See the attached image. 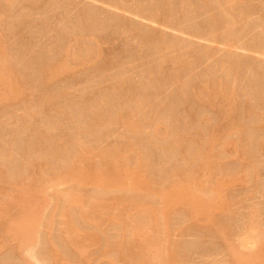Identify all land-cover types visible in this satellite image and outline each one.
Returning a JSON list of instances; mask_svg holds the SVG:
<instances>
[{"label": "rangeland", "instance_id": "374dc122", "mask_svg": "<svg viewBox=\"0 0 264 264\" xmlns=\"http://www.w3.org/2000/svg\"><path fill=\"white\" fill-rule=\"evenodd\" d=\"M0 178V264H264V0H0Z\"/></svg>", "mask_w": 264, "mask_h": 264}, {"label": "bare ground", "instance_id": "6f19581e", "mask_svg": "<svg viewBox=\"0 0 264 264\" xmlns=\"http://www.w3.org/2000/svg\"><path fill=\"white\" fill-rule=\"evenodd\" d=\"M225 4H226V3H225ZM44 99H45V98H44ZM46 103H47V102H46ZM92 111H93V110H92ZM78 112H79V111H78ZM80 117H81V116H80ZM97 119H98V118H97ZM98 120H99V119H98ZM98 120H97V121H98ZM93 121H94V120H93ZM120 121H121V120H120ZM96 123H97V122H96ZM103 124H105V123H103ZM100 125H101V124H100ZM135 126L137 127L138 125H135ZM140 126H141V125H140ZM138 127H139V126H138ZM132 128H133V127H132ZM152 129H153V127H152ZM152 129H151V130H152ZM156 129H157V128H156ZM165 129H166V128H165ZM134 131H135V129H134ZM143 132H144V131H143ZM150 132H151V131H150ZM154 133H155V131H154ZM156 133H158V132H156ZM167 133H168V132H167ZM167 133H165V134H167ZM166 136H167V135H166ZM168 136H169V135H168ZM173 136H174V135H173ZM167 138H168V137H167ZM176 138H177V137H176ZM176 140H177V139H176ZM171 141H175V140L173 139V140H171ZM207 142L209 143L210 141L207 140ZM174 144H175V143H174ZM165 146H166V145H165ZM178 146H179V144H178ZM171 147H173V145H172ZM174 147H176V146L174 145ZM179 147H180V146H179ZM160 148H161V147H160ZM167 148H168V146H167ZM167 148H166V149H167ZM177 148H178V147H177ZM118 149H119V148H118ZM178 149H179V148H178ZM172 151H174V150H172ZM165 152H166V151H165ZM200 152H201V151H199L197 154H200ZM173 153H174V152H173ZM178 153H179V152H178ZM80 154L82 155V154H84V153L81 152ZM86 154H87V153H86ZM86 154H85L84 156H82V157L84 158L85 156H88V155H86ZM194 155H195V154H194ZM108 156H109V155H108ZM199 156H200V155H199ZM75 157H77V156H75ZM82 157H79V158L77 157V158H78L77 161L81 160L80 158H82ZM105 157H106V156H105ZM209 157H210V156H209ZM194 158H195V157H194ZM86 159H87V158H86ZM86 159L84 158L85 161H87ZM206 159H207V158H206ZM110 160H111V159H110ZM189 160H190V159H189ZM75 161H76V160H75ZM191 161H192V160H191ZM81 162H82V161H81ZM81 162H78V164L81 163ZM74 163H75V162H74ZM74 163H73V164H74ZM137 163H138V162H137ZM190 163H191V162H190ZM76 164H77V163H76ZM78 164H77V165H78ZM82 164H84V163H82ZM37 165H38V164H37ZM112 165H115V164H112ZM188 165H189V164H188ZM31 166H32V165H31ZM78 166H79V165H78ZM73 167H74V166H73ZM80 167H81V165H80ZM83 168H84V167H83ZM74 169H76V171L74 170V171H75L74 173H73V171H71V172H72L73 174H78L77 176L80 175V177H82L83 174L86 173V172L84 173V171H83L82 168H79V167L76 168V166H75ZM84 169L88 171L87 168H84ZM145 169H146V168H145ZM191 169H192V168H191ZM67 172H68V171H67ZM67 172H66V173H67ZM139 173H140V172H139ZM68 175H69V173H68ZM81 175H82V176H81ZM85 175H86V174H85ZM86 176L88 177V175H86ZM86 176H85V177H86ZM68 177H69V176H68ZM76 178H77V177H76ZM83 178H84V177H83ZM144 178H145V177H144ZM0 179H1V178H0ZM77 179H78V178H77ZM77 179H76V180H77ZM137 181H138V180H137ZM147 193H148V192H147ZM149 193H150V192H149ZM155 193H156V192H155ZM75 195H76V194H75ZM145 196H146V195H145ZM144 198H146V200L143 199V201H148V200H147L148 197H144ZM155 198H156V196H155ZM70 200H71V198H70ZM79 200H80V199H79ZM150 200H151V199H150ZM152 200H153V199H152ZM211 200H212V199H211ZM140 201H142V200L140 199ZM94 202H95V201H94ZM138 202H139V201H138ZM90 203H91V202H90ZM143 203H144V202H143ZM92 204H93V203H92ZM96 204H97V203H96ZM90 205H91V204H90ZM93 205H94V204H93ZM137 205H138V204H137ZM91 207H92V206H91ZM196 208H197V207H196ZM147 211H149V209H148ZM26 212H27V211H26ZM150 212L152 213V210H150ZM150 212H148V213H149L150 216H151L152 214H151ZM153 212H154V211H153ZM158 212H159V211H158ZM160 212H161V211H160ZM22 214H24V213L22 212ZM26 214H27V213H26ZM26 214H25L24 216H26ZM81 214H83V213H81ZM149 214H148V215H149ZM20 215H21V214H20ZM61 215H62V214H61ZM145 215H146V214H145ZM4 216H5V215H4ZM143 216H144V214H143ZM21 217H23V216H21ZM21 217H20V218H21ZM30 217H31V216H30ZM83 217H85V216H83ZM3 218H4V217H3ZM31 218H32V217H31ZM21 219H22V218H21ZM143 220H144V219H143ZM29 221L31 222V220H29ZM30 222H29V223H30ZM134 222H135V221H134ZM163 222H164V221H163ZM29 223H28V224H29ZM142 223H144V222H142ZM149 223H150V222H149ZM138 224H139V223H138ZM138 224H137V225H138ZM207 224H208V223H207ZM214 224H215V223H214ZM25 225H27V224H25ZM71 225H72V224H69V225H68V226H69L68 228H69L70 231H74L75 228H73V225H72V226H71ZM212 225H213V224H212ZM22 226H23V225H22ZM65 226H66V225H65ZM140 226H141V225H140ZM138 227H139V226H138ZM144 227H146V226H144ZM22 228H24V227H22ZM22 228H21V229H22ZM25 228H26V226H25ZM25 228H24V229H25ZM28 228H29V227H27V229H28ZM147 228H148V227H147ZM27 229H26V230H27ZM141 229H142V228H141ZM14 230H15V229H14ZM16 230H19V229L16 228ZM16 230H15V232L17 233L18 231H16ZM146 230H147V229H146ZM20 231H21V232H20ZM20 231L18 232L19 235H17V234H16V235H17V236H20V235H21V237H22V236L24 237L23 234H25L26 231H25L24 233H23L24 230H20ZM27 231L29 232V229H28ZM127 231H128V230H127ZM138 231H139V230H138ZM223 231H224V230H223ZM220 232H221V231H220ZM22 233H23V234H22ZM216 233H217V231H216ZM28 234H29V233L26 232V235H28ZM220 234H221V233H220ZM26 235H25V237H26ZM87 235H88V234H87ZM121 235H122V234H121ZM91 236H92V235H91ZM124 237H125V236H124ZM120 238H121V237H120ZM147 239H148V238H147ZM147 239H146V240H147ZM129 240H130V239H129ZM134 240H135V238H134ZM146 240H144V241H146ZM122 241H123V240H122ZM125 241H126V239H125ZM135 241H136V240H135ZM120 242H121V241H120ZM68 243H70L69 240H68ZM124 243H125V242H124ZM136 244H137V242H136ZM152 244H153V243H152ZM134 245H135V244H134ZM139 245H140V244H139ZM142 245L144 246V244H142ZM155 245H156V244H155ZM124 246H125V245H124ZM145 246H146V245H145ZM121 247H122V246H121ZM142 248H144V247H139L138 249H142ZM145 249H146V248H145ZM145 249H144V251H145ZM125 251H126V252H125ZM125 251L122 250V253H123V252H124L125 254L127 253L126 255H127L128 257H129L130 255H131V256H134V255H137V254H138V255L140 256V254H143V253H142L143 250H138L137 252L134 251V248H133V245H132V244L129 245V246L127 247V250H125ZM120 252H121V251H120ZM135 253H137V254H135ZM118 254H119V253H118ZM169 254H170V253H168V256H170ZM143 255H144V254H143ZM120 256H121V255H120ZM141 256H142V255H141ZM122 257H123V256H122ZM124 257H125V256H124ZM135 257H136V256H135ZM136 258H137V257H136ZM126 260H127V258H126ZM131 262H132V260H131ZM134 263H135V262H134ZM140 263H141V262H140ZM143 263H145V262H143ZM141 264H142V263H141Z\"/></svg>", "mask_w": 264, "mask_h": 264}]
</instances>
